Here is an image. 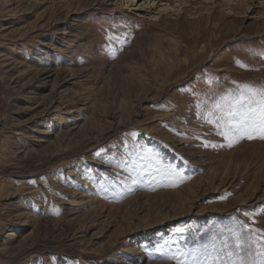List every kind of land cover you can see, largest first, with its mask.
Segmentation results:
<instances>
[{"label":"rangeland","instance_id":"374dc122","mask_svg":"<svg viewBox=\"0 0 264 264\" xmlns=\"http://www.w3.org/2000/svg\"><path fill=\"white\" fill-rule=\"evenodd\" d=\"M238 1L0 0V264H258L264 139L205 119L264 87V0Z\"/></svg>","mask_w":264,"mask_h":264},{"label":"snow or ice","instance_id":"6c2138e0","mask_svg":"<svg viewBox=\"0 0 264 264\" xmlns=\"http://www.w3.org/2000/svg\"><path fill=\"white\" fill-rule=\"evenodd\" d=\"M238 63H240L238 61ZM229 102L225 108H221L220 104H216L215 108L219 110V115L215 119L205 116L209 124L215 123L218 135L224 137L227 146L232 147L242 139H264V87H254L249 84L238 85L234 90H229ZM216 145H213L215 147ZM163 178L168 182L163 186L176 187L182 183L186 177L180 173L167 169L163 173ZM136 181H133L135 183ZM154 190V189H153ZM58 214V213H57ZM242 227L247 229L249 235V244L255 245L259 241H264V233L259 229L243 224ZM242 242L237 239L235 248L239 249ZM225 244V248H227ZM211 248L215 251V245L205 246L202 249H185V251L167 255V259H176L177 264H243V258L237 255L236 260H232L233 252L225 253L228 259L223 256L212 255L209 251ZM185 257L181 259L180 257ZM258 264H264V256L259 260Z\"/></svg>","mask_w":264,"mask_h":264},{"label":"bare ground","instance_id":"6f19581e","mask_svg":"<svg viewBox=\"0 0 264 264\" xmlns=\"http://www.w3.org/2000/svg\"><path fill=\"white\" fill-rule=\"evenodd\" d=\"M232 1V0H231ZM239 1H244V0H239ZM239 1L237 2V3H239ZM239 5V4H238ZM240 7V6H239ZM244 7V6H243ZM44 73H46V71H42V73L41 74H44ZM49 75L48 74H44V76H43V78H47ZM240 204H243V202H241ZM187 212H189V211H187Z\"/></svg>","mask_w":264,"mask_h":264}]
</instances>
